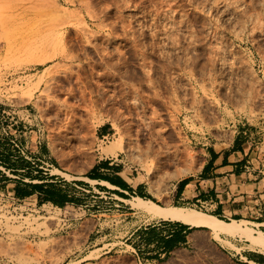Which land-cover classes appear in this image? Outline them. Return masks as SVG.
<instances>
[{
    "label": "rangeland",
    "instance_id": "rangeland-1",
    "mask_svg": "<svg viewBox=\"0 0 264 264\" xmlns=\"http://www.w3.org/2000/svg\"><path fill=\"white\" fill-rule=\"evenodd\" d=\"M119 139L151 201L225 220L172 195L220 139L246 144V171L264 177V0H0V264H154L133 232L180 222L91 180ZM28 173L69 185L72 204L18 200ZM223 236L215 244L236 264H248L238 252L264 257Z\"/></svg>",
    "mask_w": 264,
    "mask_h": 264
},
{
    "label": "crops",
    "instance_id": "crops-1",
    "mask_svg": "<svg viewBox=\"0 0 264 264\" xmlns=\"http://www.w3.org/2000/svg\"><path fill=\"white\" fill-rule=\"evenodd\" d=\"M98 131L99 138L103 140L114 136L112 129L107 125L100 126ZM245 145L236 139L231 143H223L220 139L218 143L211 145V148H207L208 153L205 151L201 172L196 179L184 182L177 193L172 195L173 200L183 205H189L190 202L201 203L206 208L212 209L213 214H219L225 219L224 221H245L253 229L264 232V177L246 171L248 161L243 156ZM120 153L107 155L104 152L97 162L95 177L99 179H89L101 184L106 182L111 185L106 186L107 188L117 189L131 198H134L133 195L139 196V192L145 194L146 188L143 182L132 184L131 172L127 164H123L124 162L119 159ZM43 174L48 175L47 172ZM112 182L117 186L111 184ZM70 189L69 185H62L59 178L50 180L46 176L34 178L28 173L24 175L22 182L17 183L12 194L18 200H35L38 203L47 201L54 208L62 209L65 205L72 204L66 202L72 200ZM192 191L197 193L191 194ZM88 225L92 228L90 230L92 235L99 225V220L92 219ZM136 233L138 244L134 245L133 250L143 252L142 250L147 249L149 253L143 254L154 264H159L155 260L163 258H168L169 264H195L198 259L197 254L193 253L195 250L202 254L200 256H204V262L236 264L233 258L222 252L219 248L220 243L215 244L217 239L210 230L207 233L188 232L180 224L164 222L159 226L139 227L132 235ZM153 234L159 235V238L151 240ZM220 237V239L225 238L223 234ZM238 254L241 255L242 262L264 264V257L257 254L245 252Z\"/></svg>",
    "mask_w": 264,
    "mask_h": 264
},
{
    "label": "bare ground",
    "instance_id": "bare-ground-1",
    "mask_svg": "<svg viewBox=\"0 0 264 264\" xmlns=\"http://www.w3.org/2000/svg\"><path fill=\"white\" fill-rule=\"evenodd\" d=\"M70 94H72V93H70ZM133 104L134 103H132V105ZM136 104H134V105H136ZM140 105H138V106H140ZM63 107L65 108V110H68L71 108V107L69 108L67 106V103H64ZM74 108H76V107H74ZM133 108L135 109L134 106H133ZM68 111H70V110H68ZM73 111H75V109ZM69 113H67V116ZM68 123L71 125L72 121H70ZM143 127H144V125H143ZM151 128H152V126H151ZM128 140H131V139H128ZM126 147L123 143V140L119 139V140L113 142L112 145L105 151V153L107 155H117V153L119 151L126 150L125 149ZM131 148L132 147H130V149ZM87 180L91 181L88 178H87ZM104 183L106 185L111 186L110 184H108L106 182H104ZM133 207L136 209H139V210H144L148 214H150L154 217L162 218L164 220L180 222V223H183L185 225H188L191 227H196V228H207L214 234L215 238H217V239L221 238L220 237L221 234H224V235L229 236V237H236L237 236V237L245 238L250 243L252 250H255V251L260 252L261 254H264V232L258 231L257 233H255L254 229L248 227L247 222H245V221L239 222V221L234 220L232 222H226L224 220L217 218L216 216L208 215L206 213H203V212H200V211H197L194 209H186V208H179V207L164 208V207L156 204L155 202H153L151 200H145L141 197L135 198V202H133Z\"/></svg>",
    "mask_w": 264,
    "mask_h": 264
},
{
    "label": "trees",
    "instance_id": "trees-1",
    "mask_svg": "<svg viewBox=\"0 0 264 264\" xmlns=\"http://www.w3.org/2000/svg\"><path fill=\"white\" fill-rule=\"evenodd\" d=\"M91 178H92V179H99V178H97V177H95V176H91ZM139 197L144 198V199H150V200H153L150 196H148V195H146V194H144V193H140V192H139ZM66 202L71 203V202H73V201H72V200H67ZM178 224H180V225H182L183 227H185V228L187 229L188 232H190V231H194V230H198V229H202V228H196V227L186 226V225L181 224V223H178Z\"/></svg>",
    "mask_w": 264,
    "mask_h": 264
}]
</instances>
